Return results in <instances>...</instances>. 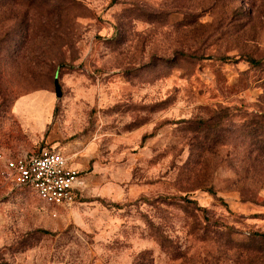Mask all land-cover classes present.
<instances>
[{"label": "rangeland", "instance_id": "1", "mask_svg": "<svg viewBox=\"0 0 264 264\" xmlns=\"http://www.w3.org/2000/svg\"><path fill=\"white\" fill-rule=\"evenodd\" d=\"M47 146L83 185L0 161V264H264V0H0V154Z\"/></svg>", "mask_w": 264, "mask_h": 264}, {"label": "built area", "instance_id": "2", "mask_svg": "<svg viewBox=\"0 0 264 264\" xmlns=\"http://www.w3.org/2000/svg\"><path fill=\"white\" fill-rule=\"evenodd\" d=\"M0 161L6 180L18 188H30L49 205H72L83 185L81 172L71 167L69 158L53 147L25 155L0 154Z\"/></svg>", "mask_w": 264, "mask_h": 264}, {"label": "water", "instance_id": "3", "mask_svg": "<svg viewBox=\"0 0 264 264\" xmlns=\"http://www.w3.org/2000/svg\"><path fill=\"white\" fill-rule=\"evenodd\" d=\"M55 92H56L57 97H60V92H59V89L56 83H55Z\"/></svg>", "mask_w": 264, "mask_h": 264}, {"label": "trees", "instance_id": "4", "mask_svg": "<svg viewBox=\"0 0 264 264\" xmlns=\"http://www.w3.org/2000/svg\"><path fill=\"white\" fill-rule=\"evenodd\" d=\"M249 62H250V64H252V65H256V64H258V62H257V61H254V60H250ZM263 237H264V236H263Z\"/></svg>", "mask_w": 264, "mask_h": 264}, {"label": "crops", "instance_id": "5", "mask_svg": "<svg viewBox=\"0 0 264 264\" xmlns=\"http://www.w3.org/2000/svg\"><path fill=\"white\" fill-rule=\"evenodd\" d=\"M47 147H53V148H56L55 146H47ZM57 149V148H56ZM57 150H59V149H57ZM60 151V150H59ZM61 152V151H60Z\"/></svg>", "mask_w": 264, "mask_h": 264}]
</instances>
